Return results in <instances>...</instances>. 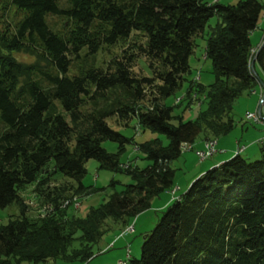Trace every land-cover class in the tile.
<instances>
[{
  "label": "trees",
  "instance_id": "1",
  "mask_svg": "<svg viewBox=\"0 0 264 264\" xmlns=\"http://www.w3.org/2000/svg\"><path fill=\"white\" fill-rule=\"evenodd\" d=\"M262 8L260 0H0V207H18L16 217L0 224V264L87 261L106 218L124 223L169 187L168 162L180 148L199 134H226L232 102L264 83V34L256 54L249 41ZM212 15L219 20L209 27L203 58L213 79L186 81L182 110L194 100L203 107L183 121L162 100L181 88L193 39ZM51 17L58 27L49 25ZM99 52L108 58L98 59ZM138 58L148 76L132 72ZM146 89L149 107L140 104ZM111 117L123 125L134 117L137 128L167 142L133 143L150 162L143 168L120 163L132 138L112 129ZM104 140L116 143L113 153L101 146ZM239 152L193 179L142 234L139 256L122 264H264V147L252 161ZM89 159L132 182L82 217L68 215L67 193L91 192L81 182ZM56 174L70 187L50 186ZM28 185L51 206L44 216L26 215Z\"/></svg>",
  "mask_w": 264,
  "mask_h": 264
},
{
  "label": "rangeland",
  "instance_id": "2",
  "mask_svg": "<svg viewBox=\"0 0 264 264\" xmlns=\"http://www.w3.org/2000/svg\"><path fill=\"white\" fill-rule=\"evenodd\" d=\"M209 2L216 1L221 5L235 4L240 0H206ZM263 5L262 11L257 20L255 28L249 35V41L252 48L257 49V45H260L264 34V0H260ZM49 20V19H48ZM219 18L216 15L210 16L200 34H197L193 39V49L188 57L189 73L184 76L181 88L176 90L172 95L163 98L162 102L167 106L174 105L172 114H181L182 120L193 119L199 109L203 107V104H199L196 100L192 101L188 108L182 110L186 100L182 98V93L187 85L186 81L194 80L206 85L213 79L211 73V67L208 60L203 58V48L205 39L208 35L209 27H212ZM59 19L51 17L49 25L52 28L58 27ZM119 47L115 46L113 49L116 52ZM98 59L102 58L106 60L109 55L105 52L98 53L96 55ZM251 62V61H250ZM255 71L259 73L257 67ZM132 72L135 76H148L149 71L145 67L144 59L138 58L133 62ZM259 83V81H258ZM259 91V93H258ZM260 84L255 85L253 90H245L232 102V108L230 117L232 119L233 126L224 135H219L217 138L208 137L202 138V135H198L195 140L190 144L188 149H181L180 154L173 160L168 162V167L173 171L171 178V184L168 188L160 191L154 197L150 198L149 206L144 211L138 213L133 218L127 219L124 223L121 220H112L106 218L101 228L104 231L97 243L92 246V256L85 262H81L78 259H47L42 262L32 263L21 261L19 264H122L128 258H136L139 256V247L142 239V234L148 232L154 226L156 220L160 216V212L170 204L175 198H177L188 187L189 183L195 179L198 175L206 171L211 163L217 161V156H224L226 159L232 157L237 149L246 146V143L251 140L248 132L252 130V124L246 120L244 115L246 112H255L257 116L264 118V109L260 108V113L256 112L259 97L261 95ZM152 95H156L155 92H151ZM259 96V97H258ZM150 92L145 90V95L140 104L149 107ZM180 100V104L175 106ZM83 107L82 110H85ZM89 110V109H88ZM107 122L109 126L118 131L124 137L131 139L129 143L125 144V150L119 157L120 163H130L137 168H143L148 165L149 160L145 159L143 155L135 149L133 143H141L144 140L152 139L154 137L161 141V144H166V138L158 133L151 132L147 129L141 130L136 127L135 118L132 117L128 120L127 125H123L120 121L117 122L113 117L108 118ZM256 127V126H254ZM262 131L264 129L262 128ZM217 139L216 150L218 154L210 156L206 159H199L197 152L203 147V145L210 140L214 142ZM202 140V146L200 147V141ZM238 140V145L236 144ZM252 146L247 150H240L239 154L242 158L252 161L259 157V148L264 147V144L259 142H252ZM237 145V146H236ZM101 146L109 153H113L116 150V143L109 140L101 142ZM200 147V148H199ZM223 153V154H222ZM224 159V160H226ZM222 160V161H224ZM219 161L218 163L222 162ZM85 173L81 178V182L84 186H89L90 191L88 195H73L69 192L67 195H71L70 205L67 207V214H73L77 217H82L89 207H95L99 203H102L109 194L117 192L122 189L123 185L130 184L132 180L126 174L98 169L97 162L89 159L85 162ZM208 167V168H207ZM204 169L201 173L196 174L197 170ZM117 181L113 187L109 185L110 181ZM65 183V184H63ZM50 186L65 185L70 187L71 183L60 174H56L52 180H50ZM73 186V185H72ZM31 185H28L24 191V203L25 213L31 218H38L44 216L50 209L49 204L42 203L33 194H31ZM95 189V191H94ZM66 203V202H65ZM18 215V207L15 204H10L6 207H0V224H5L9 218H14ZM75 235H78L76 232ZM76 247V242L71 244L69 249Z\"/></svg>",
  "mask_w": 264,
  "mask_h": 264
},
{
  "label": "crops",
  "instance_id": "3",
  "mask_svg": "<svg viewBox=\"0 0 264 264\" xmlns=\"http://www.w3.org/2000/svg\"><path fill=\"white\" fill-rule=\"evenodd\" d=\"M258 46V45H257ZM258 93H259V91H258ZM259 97V96H258ZM254 126H256V127H254ZM252 130H250L249 132H248V134H249V136H250V138H251V140L249 141V142H247L246 143V146L245 145H243L242 146V150H247V149H249L251 146H252V142H254V143H256V142H259V143H262V144H264V131H262V126H260V125H252ZM261 140V141H260ZM202 140L200 141V144H198L200 147L202 146ZM236 142V144L238 145V140H236L235 141ZM216 145H217V139L215 140V152L212 154V156H214L215 155V153L216 154H218V152L217 151H220L221 149H218L217 148V150H216ZM236 145V146H237ZM199 147V148H200ZM221 153H219L218 155H220ZM223 154V153H222ZM211 156V157H212ZM210 157V158H211ZM224 159H226V157H224V156H217V161L215 162V163H211L208 167H212V166H215V165H217L218 164V162L219 161H222V160H224ZM207 167V168H208ZM204 169H200V170H197L196 171V174H199V173H201L202 171H203Z\"/></svg>",
  "mask_w": 264,
  "mask_h": 264
},
{
  "label": "built area",
  "instance_id": "4",
  "mask_svg": "<svg viewBox=\"0 0 264 264\" xmlns=\"http://www.w3.org/2000/svg\"><path fill=\"white\" fill-rule=\"evenodd\" d=\"M245 119L250 121L253 124H261L264 129V118L257 116L255 112H246L244 115ZM242 150V147L238 148L237 151ZM215 152V140L213 143H206L203 147L197 152V157L199 159H205L210 157Z\"/></svg>",
  "mask_w": 264,
  "mask_h": 264
},
{
  "label": "water",
  "instance_id": "5",
  "mask_svg": "<svg viewBox=\"0 0 264 264\" xmlns=\"http://www.w3.org/2000/svg\"><path fill=\"white\" fill-rule=\"evenodd\" d=\"M263 43V42H262ZM262 43L260 44V45H262ZM260 47V46H259ZM258 49L259 48H257L256 50H255V54L257 53V51H258ZM254 54V55H255ZM253 60L254 59H252L251 60V62H250V69H251V71H253V69H252V64H253ZM259 84H260V86H261V95H260V97H259V101H258V106H257V109H256V112L259 114L260 113V108H261V103H262V101H263V99H264V83L261 81V80H259Z\"/></svg>",
  "mask_w": 264,
  "mask_h": 264
},
{
  "label": "bare ground",
  "instance_id": "6",
  "mask_svg": "<svg viewBox=\"0 0 264 264\" xmlns=\"http://www.w3.org/2000/svg\"><path fill=\"white\" fill-rule=\"evenodd\" d=\"M207 143H213L211 140L209 141V142H207ZM206 144V143H205ZM206 159V158H205Z\"/></svg>",
  "mask_w": 264,
  "mask_h": 264
}]
</instances>
